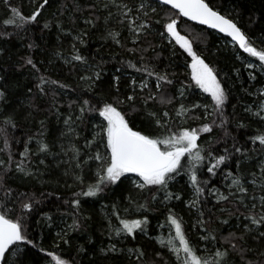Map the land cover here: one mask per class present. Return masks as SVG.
Listing matches in <instances>:
<instances>
[{"label":"snow or ice","instance_id":"1","mask_svg":"<svg viewBox=\"0 0 264 264\" xmlns=\"http://www.w3.org/2000/svg\"><path fill=\"white\" fill-rule=\"evenodd\" d=\"M27 2L32 10L25 14L24 0L19 5H14L12 0H0L6 9L0 41L6 42L13 37L23 40L21 34H26L30 26L41 31L56 27L63 35L72 37L70 55L64 57L57 52V58L65 65H71L74 71L80 69L83 74L79 80L87 85L83 88L84 93L94 91L96 82L106 74L104 64L107 63L103 60L97 63L94 57L81 53L78 45L86 46L88 29L97 28L102 21L105 41L110 40L131 53L132 58L116 60L120 67H116L115 72L119 75L113 74L109 78L106 91L102 90L95 97L78 95L70 100L58 152L53 151L56 141L44 139L45 121L42 120L39 132L16 141L23 147L19 160L14 159L11 151L10 130L14 131L21 119H31V110L35 106L31 102L27 104L26 115L16 107H4L8 93L0 84V141L3 142L0 152L7 157L0 159V264H81L79 258L86 252L89 253V264L97 261L100 264H108V261L112 264H264V128H258L249 137L250 144L248 140L240 144L232 138L231 147L228 146L231 133L227 126L231 120L225 109L231 104L230 87L194 47L195 43H204L207 48L203 29L194 30L186 25L189 34H182L178 17L229 37L238 46V51L253 58L236 57L249 70L248 78L253 81L257 79L256 73L264 75V37L257 40L248 36L232 13L221 11L211 0H87V6L80 0H71V4L67 0L64 3L60 0ZM53 7L56 11L45 19L44 12ZM69 11L67 20L73 25L77 14L83 16L88 12L89 15L83 17V23L88 27L75 35L71 29L66 31L61 17ZM8 28L14 31H8ZM25 47L31 53L35 44L27 43ZM158 48H169L173 55L179 49L190 58L188 81L175 79V71L153 62L161 59ZM149 51L153 53L151 57L146 55ZM12 55L10 48L0 46V58L11 60ZM137 55L139 61L134 62ZM20 59L19 68H27L35 78L39 96L50 95L49 110L59 119L63 115L60 108L64 107L59 103V97L76 89L47 76L31 55ZM235 74L239 78V68L235 69ZM2 80L4 77L0 76ZM122 83L124 91L121 90ZM197 89L200 94L210 97V101H190L189 97ZM28 91L32 92V89ZM247 95L253 100L245 104L243 111L264 125V88L247 92ZM153 104L157 107L150 108ZM232 106L234 115L235 106ZM129 112L140 114L144 130L134 128ZM86 116L96 117L99 122L94 126L95 134L91 139L84 138L81 145L78 143L81 134L77 129ZM193 119L201 120L200 126H185ZM237 127L246 125L238 123ZM217 129L222 136L217 135ZM33 141L35 149L30 147ZM48 157H60L56 166L64 165L63 176L71 180V183L67 179L64 181L65 187L79 188L78 191L74 189L69 198L51 192L47 194L55 195V200L65 206L63 211L57 209L61 226L52 238L53 245L56 249L61 245L71 249L72 234L83 235L86 222L92 219L85 212L86 206L94 208L100 200L119 189L120 197L103 205L100 234L105 237L106 244L102 242L97 247L89 237L90 249L78 245L76 256L62 258L30 236L29 220L39 211L38 206L43 201L34 191H21L18 185L14 186L13 177L39 179L44 174L40 166L44 170L50 167L46 163ZM221 175L229 181L225 185L226 192L215 187L216 178ZM177 177H187L186 185L191 189L187 200L178 190H173ZM206 192L215 197V204L205 211L209 203ZM173 201L184 204L188 221L175 210ZM160 206L164 208V221L157 227L166 229L167 235L149 239H155L162 251L154 249L149 255L141 246H128L130 240L148 236L151 221L147 214ZM137 215L141 218H136ZM193 216L194 223L191 222ZM65 217H71V224ZM233 217L237 223L229 227L227 235L213 227L217 221L220 225H229ZM45 221L48 228L53 227L52 215L46 213Z\"/></svg>","mask_w":264,"mask_h":264},{"label":"trees","instance_id":"2","mask_svg":"<svg viewBox=\"0 0 264 264\" xmlns=\"http://www.w3.org/2000/svg\"><path fill=\"white\" fill-rule=\"evenodd\" d=\"M65 0H60V3H64ZM71 4V0H67ZM82 4L87 6V0H80ZM14 5H19L21 0H12ZM213 6L219 8L223 12L232 13L233 18L238 22V26L245 31L248 36L259 40L264 37V0H211ZM25 7L23 11L27 14L31 11V7L28 6L27 0H24ZM59 4L57 5V7ZM56 11V7L49 9V11L44 12V17L47 19L50 16L51 12ZM6 9L2 4H0V28H3L2 21L5 18ZM70 15V11L66 12L61 20L64 21V28L67 31L68 29L72 30L73 35L79 30H83L88 26L84 25L83 17L89 15L88 12H84L83 16H79L76 20V24L73 25L68 22L67 17ZM180 21L178 27L181 30L182 34L188 35L189 33L186 30V25L191 26L194 30L203 29V36L206 38L207 48H205L204 43H195L194 47L201 51L203 56L206 59V62L210 66L217 69L220 73V78L225 80L227 85L231 90V104L226 105V114L229 116L231 123L227 126L228 131L231 133V136L228 139V146L231 147L233 142L232 138H235V141L243 144L245 140H248L249 144L251 143L249 137L254 135L258 128H264V125L258 124L248 113L243 111L245 104H248L253 100L252 96H248L247 92H256L257 89L264 88V75L256 73L257 79L250 80L248 78V71L245 69L240 59H237L238 56L247 57V54L238 51V46L230 45L229 40L223 36L218 35L214 31H210L204 27H199L195 24L187 22L182 17H178ZM42 27V25H41ZM8 31H14L12 28H8ZM24 39L20 40L15 37L11 38L9 41H0V46L8 47L12 50V59L0 58V76L4 77V80L0 81V84L4 86V89L8 93V102L3 105L4 107H16L20 109L23 114H27L29 109L26 108V105L30 102L34 104V109L32 118L25 121L21 119L19 121V126L13 131L10 130V145L11 151L14 153V159H20V152L23 151L21 144H17V140H24L30 134H35L41 130L40 121H45L44 139L46 142H57V146L53 149L54 152L59 151V140L60 134L65 130V125L63 123L64 117L68 114L67 104L71 99H75L78 95H83V98H88L89 95L95 97L97 93L106 91L108 88V80L113 75H119L115 72L116 67H120L116 60L128 57L132 58L131 53L125 52L123 49L118 48L110 40L105 41L104 36L106 33L101 24L98 25L95 29H88V35L86 37L85 43L86 46H80V51L82 54L89 58H95L96 62L99 63L101 60L107 61L104 64L105 75L100 81L96 82V87L91 93H84L83 88L87 85L83 84L79 80V76L83 73L77 68L73 70L71 65H63L60 62L53 63V57L57 52L62 53V55L68 57L70 55V44L72 42V37L63 35L56 27H52L50 30H37L35 26H30V30L27 33L21 34ZM126 35V33H125ZM149 39H153L149 37ZM155 43V40H153ZM27 43H34V50L29 53L28 49L25 47ZM131 47V44H129ZM161 52V59L159 62L153 61L154 63H159L161 67H168L169 71H175L177 76L175 79L188 81L190 78V68L187 66L190 63V58H186V54H182V50L177 49L175 55L169 50V48H164L163 50L157 49ZM214 53V55H213ZM25 55H31L32 58L38 63V66L41 68V71L44 72L47 76L52 79H59L64 83L69 84L71 87L75 88L76 91L72 93L65 92L59 97V103L63 104L64 107L60 108V112L63 114L58 119L57 116L50 111V95L49 96H39L36 91L35 78L30 74L27 68L20 69L19 65L22 63L20 57ZM147 56L151 57L153 53L149 51ZM248 59H253L247 57ZM49 60L52 61L49 64ZM43 61L44 63H40ZM139 61V56L137 55L134 59V62ZM75 63V62H74ZM240 69L239 78L236 77L235 69ZM131 72V70H127ZM127 78V75L126 77ZM80 85V87H77ZM31 88L32 92H29L28 89ZM121 90L124 91V84H121ZM57 91H61L57 89ZM190 101L202 102V100L210 101V97L202 95L199 93V90H196V93L189 97ZM234 115H233V106ZM179 105L177 104L176 107ZM150 108H156V105H150ZM171 111V109H169ZM129 118L133 122V126L136 129H145L144 121L140 118V114L129 112ZM99 122L98 118L92 116H86L84 122L78 128V132L81 134V139L78 141L79 144H83L84 138L91 139L90 127H92L93 122ZM202 123L201 120H189L185 126L191 125L192 127L200 126ZM243 123L246 125L244 128H238L237 124ZM177 126H179V121H177ZM150 130V129H148ZM159 131V130H157ZM217 135L222 136L223 133L217 129ZM31 148L35 149V141L30 145ZM219 147V145H217ZM0 148H3V142L0 141ZM6 155L3 152H0V159H6ZM60 157L53 159L48 157L46 163L50 166L48 170H44L43 166L41 171L44 172L39 179H18L13 177L14 186H19L21 191H34L38 198L42 199L43 203L38 206L39 211L33 215L29 220V234L36 240L37 243H42L46 249L53 250L60 254L62 258L74 257L76 256L75 248L78 245H84L86 248L90 249L91 244L88 243L89 237H91L93 244L97 247L101 243H107L104 236H101L100 232L103 226V221L101 219L103 214V205L105 203L110 204L114 199L120 197V190H114L109 197H106L94 207L89 208L86 206V214H90L92 219L86 222V230L84 234L73 233V244L72 248L69 249L65 245H61L60 249H56L53 245L52 238L55 235V232L61 226L60 216L57 212L59 208L60 211L64 210L62 204L59 201L55 200V195H59L62 198H69L72 195V191L79 190L78 187L67 188L64 185V181L67 179L68 183H71L70 178L63 176L64 165L57 167L56 164ZM27 164V161H25ZM35 163V161H33ZM224 167V166H221ZM35 172V167L32 168ZM233 171H235L233 169ZM85 177L87 179L88 173L85 171ZM187 177H177V181L174 182V189L178 190L182 197L187 200L190 198L191 189L186 185ZM226 181L224 176L221 175L216 178L215 187L219 188L221 192H226ZM54 193V196H48V193ZM43 193V195H41ZM126 195V193H125ZM135 195V193H134ZM205 196L209 203L205 207V211L208 207H212L215 204V197L209 196L208 193H205ZM175 210L185 217V220L188 221L190 218L188 216V210L183 203L178 201H173ZM213 211H217L216 208H213ZM50 214L53 216V227L48 228L47 222L45 221V214ZM164 208L160 206L159 208L154 207L147 214L151 223L148 229V236H143L136 241H129L128 246L137 245L143 247L151 255L152 251L160 250L159 246L155 243V239H149V237H155L160 234L162 229L157 227L158 223L164 221ZM217 215H220L224 218H227L224 214L217 212ZM136 218H141L137 215ZM68 224H71V217H65ZM191 222L194 223V216L191 218ZM237 223L233 217L229 225H220L217 221L213 227L220 228L224 235H227L229 227L234 226ZM190 238L191 232H189ZM35 251V250H33ZM162 251V250H160ZM39 259V257H37ZM81 260V264H89V253L86 252ZM94 259V258H93ZM96 264H100L99 261ZM108 264H112L111 261H108Z\"/></svg>","mask_w":264,"mask_h":264},{"label":"rangeland","instance_id":"3","mask_svg":"<svg viewBox=\"0 0 264 264\" xmlns=\"http://www.w3.org/2000/svg\"><path fill=\"white\" fill-rule=\"evenodd\" d=\"M72 39V38H71ZM229 44L230 45H234V43H232L230 40H229ZM71 45V44H70ZM64 56V55H63ZM64 57H66V56H64ZM53 63H56V62H60L61 64H63L64 66H65V64H64V62H63V60L62 59H59V58H57V55H54V57H53ZM83 83V82H82ZM98 122L97 121H95V122H93V125H92V127H90V131H91V135L93 136L94 134H95V125L97 124ZM78 130V129H77ZM63 132V131H62ZM60 137H61V134H60ZM59 137V138H60ZM67 140V138H65V141ZM60 142H62L61 140H59V143ZM161 234H163V235H167V230L165 229V230H161L160 231V234L159 235H161ZM158 235V236H159Z\"/></svg>","mask_w":264,"mask_h":264},{"label":"water","instance_id":"4","mask_svg":"<svg viewBox=\"0 0 264 264\" xmlns=\"http://www.w3.org/2000/svg\"><path fill=\"white\" fill-rule=\"evenodd\" d=\"M183 19L185 20V18H183ZM187 22H190V21H187ZM190 23L193 24V22H190ZM197 26H199V27H204V28H206V29H208V30H210V31H214V32L217 33L218 35L223 36V37H225V38H227L228 40L231 41V39H230L229 37L224 36L222 33H219V32H217V31L214 30V29H209V28H207L206 26H201V25H197ZM231 42H232V41H231ZM232 43H234V42H232Z\"/></svg>","mask_w":264,"mask_h":264}]
</instances>
